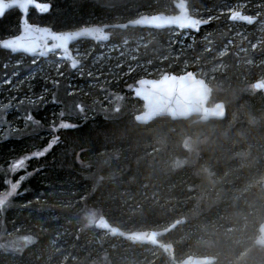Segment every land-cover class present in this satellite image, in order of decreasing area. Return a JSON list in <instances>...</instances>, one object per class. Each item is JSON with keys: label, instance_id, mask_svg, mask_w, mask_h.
Returning <instances> with one entry per match:
<instances>
[{"label": "trees", "instance_id": "1", "mask_svg": "<svg viewBox=\"0 0 264 264\" xmlns=\"http://www.w3.org/2000/svg\"><path fill=\"white\" fill-rule=\"evenodd\" d=\"M40 1L50 3L49 12L31 11L29 21L55 31L125 22L143 13L175 12L174 0ZM235 1H250L251 6L260 0H187L189 9L208 17L209 23L200 30L208 32L215 45L226 41L232 26L253 27L228 20L226 7ZM217 10L220 16L214 14ZM242 12L253 15L252 10ZM19 18L17 10L0 18V39L18 32ZM170 30H113L109 42L149 32L145 46L139 48L138 60H151L152 67L176 72L178 66L170 65L173 60L159 62L152 52L162 55ZM198 37L194 35V43ZM80 43L99 51V44ZM194 43L191 53L201 62L207 61L211 55ZM21 58V64L14 66ZM33 60L0 49V83L15 71L14 78H23ZM221 60L226 69L217 82L223 83L224 90L214 84L210 102H224L223 120L160 117L137 124L138 102L132 107L125 102L113 112L96 102L97 111L90 115L88 102L69 92L66 77H60L57 84H45L49 103L20 106L21 126L0 132V193L19 182L16 193L0 204V264H173L159 248L108 234L97 238L100 232L93 222L102 216L125 231L161 229L184 218L183 224L163 237L173 245L175 261L188 255H211L216 258L213 264H219L231 259L230 253L242 252L236 244L229 246L232 233L226 229L237 225L241 213L247 214L243 198L259 203L257 215L253 214L256 220L250 221L254 226L264 218V195L260 194L264 192V98L251 82L259 72L252 71L248 80L242 81L244 66L237 65L232 48ZM84 64H90L89 58ZM64 65L73 81L90 79L85 72L78 77L68 63ZM32 83L34 92L41 91L38 79ZM7 88L5 84L2 87ZM52 107L57 110L56 119L48 124L45 119ZM8 108L4 115L9 120L16 111ZM58 121L73 127L53 129ZM4 127L8 128L7 124ZM194 135L204 138L196 148L188 145ZM53 139L57 143L45 155L28 159L24 168L11 171L14 162L46 149ZM254 181L253 187L241 192L246 183ZM89 234L95 237L94 243ZM150 249L154 254L146 252ZM240 258L241 263L264 264V248L251 245Z\"/></svg>", "mask_w": 264, "mask_h": 264}, {"label": "rangeland", "instance_id": "2", "mask_svg": "<svg viewBox=\"0 0 264 264\" xmlns=\"http://www.w3.org/2000/svg\"><path fill=\"white\" fill-rule=\"evenodd\" d=\"M250 3V1H235L231 3V5H227L225 12L228 15L230 9H235L237 11L252 10L253 15L257 16L259 20L252 25L253 27H251L250 30H248V28L243 29L238 26H232L234 27L232 33L227 37L226 41L220 45H215L213 39L209 38V33L202 30L196 34L186 30L180 33H178L179 31L176 29L170 30L167 33L168 37L166 39V44H164L162 55H159V53H156L154 50L152 52L155 54L154 59L159 62L166 59L173 60L170 65L173 64L178 66V71L176 72H169L167 67H152L151 60H138L137 55L139 53V48L145 46L149 32L141 37L131 39L124 38L118 43L107 42L105 44H99V51L94 50L93 45H82L80 42L71 46L74 57L81 62V65L74 70V73L80 77L81 73L85 72L86 75L90 77L85 83H77L73 81L74 78H68L69 76L65 73L64 65L67 63L58 58V52L49 55L54 56V59L47 58L46 60H41V62H38L36 59L33 60L30 62L32 66L30 71L24 75L23 78H14L18 74V71H15L16 73L7 77L4 83H0V132L6 131L7 129H16L21 126L23 121H21L22 116L18 111L20 106H37L39 104L44 105L49 103L51 101L48 97L49 88H46L45 84H57L60 77H66L64 79L67 80L70 93L76 92L79 94V98L88 102L87 104L90 105L91 111L90 115L94 113V111H97L94 105L96 102H98L104 110H111V112L118 111L125 102L128 103L130 107L135 106L134 103L138 102L139 105L135 106V109L137 113H139L142 110V104L138 100L132 98L131 92V88L135 85L136 80L144 77L157 79L165 72L180 75L190 71L196 77L205 80L210 87L217 84V86H220L219 88L221 90H224L223 83H218L217 78L225 74L226 66L221 58L227 53L229 48L234 50V56L237 58V65L244 66L241 67L243 71L240 75L242 81H247L252 71L259 72V75L256 77L257 79L264 77V1H256L249 6ZM190 11L193 16L198 18L204 20L208 18L202 15L198 10H193L191 8ZM214 14L220 16L222 13L217 10ZM194 35L199 36L198 41L195 43L211 55L207 61L201 62L198 56L191 53L194 48ZM88 58L90 64L86 65L84 61ZM179 58H181V61H178ZM21 62L22 58L15 61L14 66L21 64ZM37 79L41 82V91L34 92L35 83H32V81ZM256 80L253 79L251 82ZM4 84L7 85L8 88L3 90L2 87ZM130 98L132 101L128 100ZM79 105L80 104H78V106ZM8 107H12L10 108L12 112L16 111L9 120L5 117L9 112ZM56 114L57 110L52 107L45 121L48 124H53L56 119ZM61 123L69 124V122L58 121L56 123L57 127L53 129L60 128L59 125ZM4 124H7L8 128L4 127ZM203 141L204 138L199 135H194V138L192 140L190 139L188 145L192 144L191 146L196 148ZM262 177L264 178V171L262 172ZM254 183L255 181L251 184L246 183L241 192L245 191L247 186L248 188L253 187ZM9 190L11 191V186ZM9 190L0 193V199H7L9 197ZM260 194L264 195V192ZM241 201L242 204L244 202L247 206V214L241 213L240 218L237 219V225L228 226L226 231L232 233L230 234L231 244H229V246L236 244L242 252L235 255L230 253L232 258L226 263L221 262L219 264H235L237 262V264H245V261L242 263L239 262L241 260V255L248 251L251 245L255 246L254 241L258 234L257 227L261 220L258 221L255 226L254 223L250 221L251 218H254V221L256 220L253 214L257 215L259 203L257 201L245 200L244 198L241 199ZM248 217H250V220ZM220 218L224 220L226 217L220 215ZM99 234L100 237L97 238H104L107 235V233L104 232H100ZM90 236L92 235L89 234L88 238L91 239V243H94L92 240L95 239V237L92 239ZM153 251L154 250L150 249L146 252L154 254Z\"/></svg>", "mask_w": 264, "mask_h": 264}, {"label": "water", "instance_id": "3", "mask_svg": "<svg viewBox=\"0 0 264 264\" xmlns=\"http://www.w3.org/2000/svg\"><path fill=\"white\" fill-rule=\"evenodd\" d=\"M38 2L50 5V3L45 1L38 0ZM173 7L175 9L173 14L143 13L125 22L88 25L66 31H55L49 26L30 22L29 14L31 11H35L37 14L41 13H39L35 8H29L27 12L28 24L37 26L41 29H49L55 33L75 32L90 28L103 29L104 34L108 37L107 40H99L95 37L84 36L78 37L69 43L68 54L72 59L78 62L76 68L71 66L72 61L70 59L64 58L65 54L62 50H56L45 55H40L39 53L33 55L22 51L13 53L11 50L4 49L2 47H0V49L8 51L11 55H23L33 59H47L50 54L58 52V58L68 63L70 70H76L81 65V62L74 57L71 46L81 41H90L94 44H105L110 41L113 30L124 31L127 28H141L156 31L176 29L178 31L186 30L197 33L198 31H194L191 27H189V22H195L197 26H199V30L209 23L208 20L198 18L191 14L187 0H174ZM12 10H17L20 14L18 32L15 35L0 39V43L5 40L18 38L24 35L20 27L21 12L19 9L13 8L8 10L6 13ZM238 12L243 13L240 10ZM243 17L250 18L252 22L248 23L242 17L232 20L229 19V15L228 20L233 23L241 22L248 25L257 22V17L255 16L243 13ZM50 43L51 41H49V44ZM252 87L255 91L260 92L264 98V77L254 81L252 83ZM131 92L132 98L138 100L142 104V110L134 115V120L137 124H148L160 117H168L171 120H187L194 118L195 121L199 122L223 120L226 117V106L224 102L215 101L211 103L212 88L205 82V80L200 77H196L190 71L180 75L165 72L157 79L146 77L140 78L136 80L135 85L131 88ZM184 222V218H180L161 229L125 231L111 225L106 218L102 216L97 218L93 225L96 230L106 232L110 237H121L131 243H140L159 248L165 257L173 264H213L216 261V258L211 255H188L179 261H175L173 245L164 241L163 237ZM257 232L258 234L255 238L254 244L259 248H264V218L260 222Z\"/></svg>", "mask_w": 264, "mask_h": 264}, {"label": "snow or ice", "instance_id": "4", "mask_svg": "<svg viewBox=\"0 0 264 264\" xmlns=\"http://www.w3.org/2000/svg\"><path fill=\"white\" fill-rule=\"evenodd\" d=\"M50 5L47 3H40L38 0H0V18L4 16V14L13 8L19 9L21 12V20L20 27L24 33V35L8 39L0 43V47L4 49L11 50V52H26L30 54L45 55L50 52H54L56 50H62L65 54L66 59H70L72 61L71 66L73 68L77 67V61L72 59L69 53V43L75 40L78 37H95L99 40H107L108 37L104 34L103 29L101 28H90L83 29L75 32H66V33H55L50 31L49 29H41L37 26H33L28 24L27 22V12L29 8H35L39 13L43 14L50 10ZM243 18L246 22L251 23L252 20L247 17H243V13L238 12L235 9L229 10V19L235 20L237 18ZM189 27H191L194 31H199V26L195 22H189ZM49 41L51 43L49 44ZM139 83V82H138ZM32 116H28V120H32ZM62 129H68L73 127L68 123H61L59 125ZM57 143L56 139H53L48 144L47 148L33 153L31 156L24 157L14 162L11 166V171L15 172L25 167L26 161L32 158H38L46 154L47 151L51 150V147ZM23 178H21L22 181ZM19 186V182L11 185V191L8 193L9 196L16 193V190ZM4 199H0V204L4 203Z\"/></svg>", "mask_w": 264, "mask_h": 264}, {"label": "flooded vegetation", "instance_id": "5", "mask_svg": "<svg viewBox=\"0 0 264 264\" xmlns=\"http://www.w3.org/2000/svg\"><path fill=\"white\" fill-rule=\"evenodd\" d=\"M250 16H254V15H250ZM255 17H257V16H255ZM259 19H258V17H257V21H258ZM235 24H244V25H248V24H246V23H241V22H236Z\"/></svg>", "mask_w": 264, "mask_h": 264}]
</instances>
